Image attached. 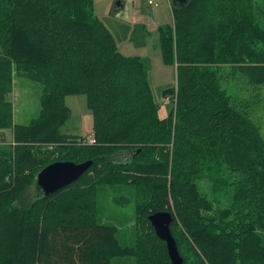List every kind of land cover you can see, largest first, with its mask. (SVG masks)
<instances>
[{
    "label": "trees",
    "instance_id": "1",
    "mask_svg": "<svg viewBox=\"0 0 264 264\" xmlns=\"http://www.w3.org/2000/svg\"><path fill=\"white\" fill-rule=\"evenodd\" d=\"M174 1L173 22L159 28L176 78L161 117L146 64L119 51L93 0H0V128L13 131L0 145V264H170L148 219L159 211L173 215L183 264H264V135L219 74L234 66L264 86V20L257 0ZM15 75L43 86L28 124L14 122ZM73 94L86 96L93 144L61 133ZM120 152L129 157L110 159ZM62 160L92 165L44 195L36 175ZM199 178L229 205L215 210ZM33 184L37 197L22 203ZM103 189L129 191L132 243L101 217Z\"/></svg>",
    "mask_w": 264,
    "mask_h": 264
},
{
    "label": "rangeland",
    "instance_id": "2",
    "mask_svg": "<svg viewBox=\"0 0 264 264\" xmlns=\"http://www.w3.org/2000/svg\"><path fill=\"white\" fill-rule=\"evenodd\" d=\"M149 1L152 3L150 4ZM118 2L124 3V7H115ZM155 3L157 6L154 5ZM257 3L259 17L264 20V0H257ZM93 10L95 16L113 34L119 51L126 56H138L146 64L153 97L160 105H166L168 102L162 100V91L175 85L176 82L175 68L163 61L159 39V28L173 22L169 0H93ZM131 22H142V24L132 25ZM219 74L224 90L235 98L245 99L251 104V118L264 135V86L260 88L249 86L245 78L235 71L234 66H223ZM42 88L40 82L14 76L13 91L8 99L14 103L13 116L16 124H28L39 114ZM65 104L70 110V117L61 127V133L78 136L84 129L90 128L93 118L84 94L66 96ZM170 106L168 103L167 111ZM11 130L0 128V134L4 135L6 141L3 143L0 140V145L11 144ZM129 154V152H120L110 159L122 161L127 159ZM197 182L201 191L214 202L215 210L229 205V193L212 195L207 179L199 178ZM34 185L21 195L22 203L28 205L37 197ZM128 199L130 194L127 189H103L98 192L101 217L104 222L118 228V238L124 243H132L133 239L131 231L135 206L134 201L128 202Z\"/></svg>",
    "mask_w": 264,
    "mask_h": 264
},
{
    "label": "water",
    "instance_id": "3",
    "mask_svg": "<svg viewBox=\"0 0 264 264\" xmlns=\"http://www.w3.org/2000/svg\"><path fill=\"white\" fill-rule=\"evenodd\" d=\"M185 1L177 0L179 3H184ZM120 6L122 4L118 2L116 7ZM91 165L92 160L78 163L69 160L55 161L38 172L36 175V183L44 195H49L77 180L82 174L88 171ZM148 219L156 236L166 243L170 264H183V258L178 251L176 241L170 231V223L173 219L172 213L169 211H159L150 214Z\"/></svg>",
    "mask_w": 264,
    "mask_h": 264
},
{
    "label": "crops",
    "instance_id": "4",
    "mask_svg": "<svg viewBox=\"0 0 264 264\" xmlns=\"http://www.w3.org/2000/svg\"><path fill=\"white\" fill-rule=\"evenodd\" d=\"M122 4V6H120L119 8H123L124 7V3H121ZM155 4H157V3H155ZM154 4V5H155ZM155 6H157V5H155ZM116 7V6H115ZM132 23V25H137V24H142V22H131ZM13 86H14V80H13ZM12 103H13V101H12ZM169 103V102H168ZM168 103L166 104V105H161L160 106V109H159V114H160V116L161 117H164L166 114H167V105H168ZM14 104V103H13ZM13 112H14V106H13ZM15 122V121H14ZM30 122V121H29ZM16 123V122H15ZM11 132H12V137H13V131L11 130ZM92 133V124H91V126H90V128H87V129H84V131H83V133L82 134H80V135H87V134H91ZM2 137H3V140H2ZM0 140L3 142V143H5L6 141H5V138H4V135L3 134H0ZM11 141H12V138H11V140H10V143H11Z\"/></svg>",
    "mask_w": 264,
    "mask_h": 264
},
{
    "label": "built area",
    "instance_id": "5",
    "mask_svg": "<svg viewBox=\"0 0 264 264\" xmlns=\"http://www.w3.org/2000/svg\"><path fill=\"white\" fill-rule=\"evenodd\" d=\"M149 3L151 4L152 2L149 1ZM155 5H157V4H155ZM162 100H163L164 102H166V101L169 100V98H168V97H165V98H163ZM94 142H95V138H94L93 133L86 135V136L83 138V140L81 141L82 144H91V143H94Z\"/></svg>",
    "mask_w": 264,
    "mask_h": 264
}]
</instances>
